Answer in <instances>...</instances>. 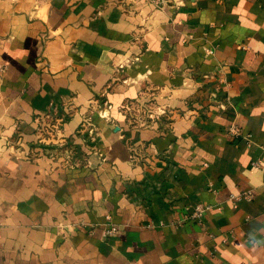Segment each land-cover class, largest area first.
<instances>
[{
    "label": "crops",
    "instance_id": "1",
    "mask_svg": "<svg viewBox=\"0 0 264 264\" xmlns=\"http://www.w3.org/2000/svg\"><path fill=\"white\" fill-rule=\"evenodd\" d=\"M0 264H264V0L0 8Z\"/></svg>",
    "mask_w": 264,
    "mask_h": 264
},
{
    "label": "built area",
    "instance_id": "2",
    "mask_svg": "<svg viewBox=\"0 0 264 264\" xmlns=\"http://www.w3.org/2000/svg\"><path fill=\"white\" fill-rule=\"evenodd\" d=\"M214 50L211 49L209 50V53L210 54H214ZM229 133L232 134V135H235L236 137L238 136H243L245 137L248 141H249V138L248 136L249 135H243V132L241 131L240 127L235 124H233L230 128H229ZM254 166L256 167H259L260 166V163L258 162H255L254 163ZM255 197V192L253 190H250V191H243L242 193L238 194V195H233L232 196V200H234V203L236 204L238 201L242 200V199H246V200H253ZM209 207H205L203 205H199L198 208L196 209L195 213L191 215V219H194V220H200L201 217H202V214L205 210H207ZM114 230V229H112Z\"/></svg>",
    "mask_w": 264,
    "mask_h": 264
},
{
    "label": "rangeland",
    "instance_id": "3",
    "mask_svg": "<svg viewBox=\"0 0 264 264\" xmlns=\"http://www.w3.org/2000/svg\"><path fill=\"white\" fill-rule=\"evenodd\" d=\"M18 0H0V8L4 7H11L14 5Z\"/></svg>",
    "mask_w": 264,
    "mask_h": 264
}]
</instances>
